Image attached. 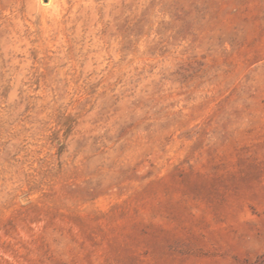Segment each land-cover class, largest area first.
Listing matches in <instances>:
<instances>
[{
	"label": "rangeland",
	"instance_id": "1",
	"mask_svg": "<svg viewBox=\"0 0 264 264\" xmlns=\"http://www.w3.org/2000/svg\"><path fill=\"white\" fill-rule=\"evenodd\" d=\"M0 264H264V0H0Z\"/></svg>",
	"mask_w": 264,
	"mask_h": 264
}]
</instances>
